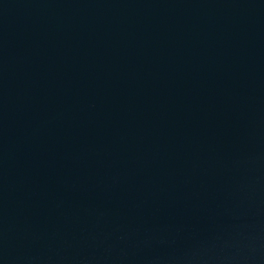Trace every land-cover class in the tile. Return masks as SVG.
Here are the masks:
<instances>
[{"label":"water","instance_id":"1","mask_svg":"<svg viewBox=\"0 0 264 264\" xmlns=\"http://www.w3.org/2000/svg\"><path fill=\"white\" fill-rule=\"evenodd\" d=\"M0 264H264V0H0Z\"/></svg>","mask_w":264,"mask_h":264}]
</instances>
